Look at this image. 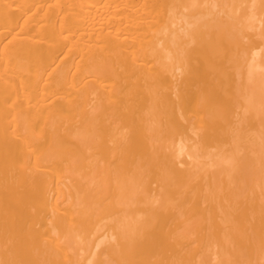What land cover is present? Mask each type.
<instances>
[{
    "label": "bare ground",
    "instance_id": "1",
    "mask_svg": "<svg viewBox=\"0 0 264 264\" xmlns=\"http://www.w3.org/2000/svg\"><path fill=\"white\" fill-rule=\"evenodd\" d=\"M0 264H264V0H0Z\"/></svg>",
    "mask_w": 264,
    "mask_h": 264
}]
</instances>
